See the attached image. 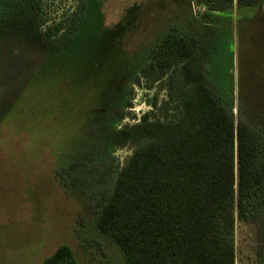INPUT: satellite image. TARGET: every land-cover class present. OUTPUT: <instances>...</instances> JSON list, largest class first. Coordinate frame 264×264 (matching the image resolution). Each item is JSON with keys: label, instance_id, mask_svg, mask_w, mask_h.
<instances>
[{"label": "rangeland", "instance_id": "1", "mask_svg": "<svg viewBox=\"0 0 264 264\" xmlns=\"http://www.w3.org/2000/svg\"><path fill=\"white\" fill-rule=\"evenodd\" d=\"M37 1L47 25L79 3ZM90 3L73 44L58 51L34 36L23 16L0 20V264H43L62 245L79 264H125L98 231L88 190L62 185L57 171L96 141L120 166L127 162L133 146L114 147L109 132L138 122L168 97L164 82L133 80L171 31L205 32L208 75L222 95L234 94L236 112L242 84L247 93L264 95V4L208 17L198 0ZM130 91L131 114L120 119ZM255 231L237 227L239 264L253 256Z\"/></svg>", "mask_w": 264, "mask_h": 264}, {"label": "trees", "instance_id": "2", "mask_svg": "<svg viewBox=\"0 0 264 264\" xmlns=\"http://www.w3.org/2000/svg\"><path fill=\"white\" fill-rule=\"evenodd\" d=\"M77 1L71 13L47 25L37 0H0V20L23 16L34 36L58 51L73 44L89 17L90 0ZM198 2L208 6V17L264 4ZM205 36L174 30L150 51L133 83L164 82L168 97L156 100L138 122L109 132L114 147L133 146L123 166L96 141L57 171L62 185L88 190L96 227L120 249L125 264H239L242 225L256 230V244L240 264H264V95L247 93L242 84L236 112L234 94L222 95L208 75ZM131 95L118 118L131 114ZM43 264L79 263L62 245Z\"/></svg>", "mask_w": 264, "mask_h": 264}]
</instances>
